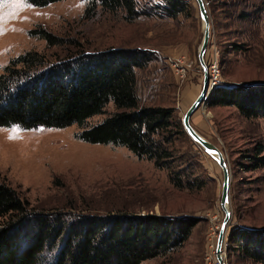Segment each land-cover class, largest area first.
I'll return each instance as SVG.
<instances>
[{
	"label": "rangeland",
	"instance_id": "1",
	"mask_svg": "<svg viewBox=\"0 0 264 264\" xmlns=\"http://www.w3.org/2000/svg\"><path fill=\"white\" fill-rule=\"evenodd\" d=\"M205 1L211 24L205 59L209 69L217 64L221 70L218 87L264 81V0ZM91 2L62 0L38 7L26 0H7L0 5V73L12 58L29 51L53 58L77 49L138 50L150 59L147 67L136 69L141 104L173 107L182 121L204 82L198 57L204 28L197 2L191 0L189 14L170 17L163 1L140 0L141 9L148 14L131 21L123 11L100 7L96 15L88 16ZM40 27L74 38L79 47L48 45L31 34ZM114 110L113 103L108 104L106 111ZM106 117L107 113L98 114L91 122ZM191 121L223 151L230 169L232 217L225 243L226 262L261 264L230 253L227 243L236 227L264 226V167L250 169L246 158L257 145L264 146V119H248L237 107L211 105L208 98ZM79 130L77 125L0 127V181L16 188L37 210L195 217L198 223L181 247L141 264H215L224 219L220 202L223 175L198 143L184 134L175 145L179 154L191 155L195 176L204 175L207 184L201 189H180L171 183L168 171L157 168L153 161L139 158L125 147L82 141L77 137Z\"/></svg>",
	"mask_w": 264,
	"mask_h": 264
},
{
	"label": "trees",
	"instance_id": "2",
	"mask_svg": "<svg viewBox=\"0 0 264 264\" xmlns=\"http://www.w3.org/2000/svg\"><path fill=\"white\" fill-rule=\"evenodd\" d=\"M45 7L62 0H26ZM170 17L189 14L191 0H161ZM99 7L123 11L128 20L148 14L140 0H92L86 13ZM50 46L71 44L45 27L31 30ZM149 57L138 50L77 49L56 54L29 51L12 58L0 73V127L23 129L79 127L77 137L92 144L125 147L139 158L166 169L177 188L201 189L207 184L188 152L178 153L177 138L188 134L175 108L143 105L137 91L136 69ZM115 110L107 112L108 104ZM211 105L235 106L248 119H264V81L215 87ZM107 117L98 122V114ZM250 169L264 167V146L246 157ZM186 164V165H184ZM194 171V173H193ZM193 176V177H192ZM198 219L166 214L117 211L70 214L37 210L13 186L0 181V264H141L181 247ZM227 249L264 264V226L233 229Z\"/></svg>",
	"mask_w": 264,
	"mask_h": 264
},
{
	"label": "water",
	"instance_id": "3",
	"mask_svg": "<svg viewBox=\"0 0 264 264\" xmlns=\"http://www.w3.org/2000/svg\"><path fill=\"white\" fill-rule=\"evenodd\" d=\"M195 1L198 4L200 16L204 28L203 40L200 45L199 54H198L199 61L204 69V82L201 92L185 112L182 118V122L188 135L196 143H198L207 154H209L216 161V163L218 164V166L222 171L223 182H222V193H221L220 202H221L222 210L224 211V219L218 234L217 245H216V258L220 262V264H227L226 255H225V243L227 240V231L229 228V223L232 217V211L229 207V200H230L229 192H230V184H231L230 169L223 151L216 144H214L206 137L201 135L195 129L191 121L193 114L197 111V109L200 106L206 104L213 90V88L212 89L210 88V75H208L209 68L205 59V55L208 50V46L210 42V27H211L210 15L205 0H195Z\"/></svg>",
	"mask_w": 264,
	"mask_h": 264
},
{
	"label": "built area",
	"instance_id": "4",
	"mask_svg": "<svg viewBox=\"0 0 264 264\" xmlns=\"http://www.w3.org/2000/svg\"><path fill=\"white\" fill-rule=\"evenodd\" d=\"M210 88H215L219 85L220 77H221V70L217 64L210 65ZM216 250V247H215ZM215 264H220V262L216 259Z\"/></svg>",
	"mask_w": 264,
	"mask_h": 264
},
{
	"label": "snow or ice",
	"instance_id": "5",
	"mask_svg": "<svg viewBox=\"0 0 264 264\" xmlns=\"http://www.w3.org/2000/svg\"><path fill=\"white\" fill-rule=\"evenodd\" d=\"M3 3H7V0H0V5H2ZM17 129H13V131H16Z\"/></svg>",
	"mask_w": 264,
	"mask_h": 264
}]
</instances>
